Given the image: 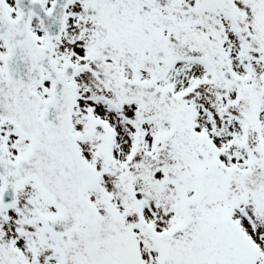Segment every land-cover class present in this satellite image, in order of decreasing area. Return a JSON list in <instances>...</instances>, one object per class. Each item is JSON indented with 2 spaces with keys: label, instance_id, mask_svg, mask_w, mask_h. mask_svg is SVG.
Listing matches in <instances>:
<instances>
[{
  "label": "snow or ice",
  "instance_id": "6c2138e0",
  "mask_svg": "<svg viewBox=\"0 0 264 264\" xmlns=\"http://www.w3.org/2000/svg\"><path fill=\"white\" fill-rule=\"evenodd\" d=\"M0 264H264V0H0Z\"/></svg>",
  "mask_w": 264,
  "mask_h": 264
}]
</instances>
